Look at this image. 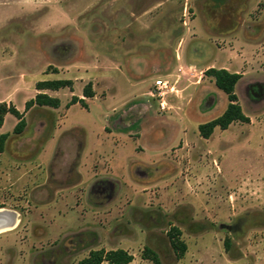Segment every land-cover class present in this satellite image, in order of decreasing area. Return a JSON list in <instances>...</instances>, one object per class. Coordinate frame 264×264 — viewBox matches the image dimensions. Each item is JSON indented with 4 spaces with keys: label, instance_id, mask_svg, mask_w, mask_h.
<instances>
[{
    "label": "rangeland",
    "instance_id": "374dc122",
    "mask_svg": "<svg viewBox=\"0 0 264 264\" xmlns=\"http://www.w3.org/2000/svg\"><path fill=\"white\" fill-rule=\"evenodd\" d=\"M209 67L242 75L249 122L203 138L228 102ZM158 77L178 89L165 112L147 97ZM60 78L72 90H44L59 107L25 110L37 81ZM72 95L86 106L68 108ZM0 100L26 122L0 127V208L19 219L0 264H76L99 248L152 264L145 246L161 264H264V0H0Z\"/></svg>",
    "mask_w": 264,
    "mask_h": 264
},
{
    "label": "trees",
    "instance_id": "16d2710c",
    "mask_svg": "<svg viewBox=\"0 0 264 264\" xmlns=\"http://www.w3.org/2000/svg\"><path fill=\"white\" fill-rule=\"evenodd\" d=\"M203 73L204 75L212 78L215 86L226 94L228 102L225 106V109L219 116L198 124L197 129L200 136L203 138H208L216 126H218L220 129H226L229 124L234 121L249 122V117L243 112L240 104L237 103V96L235 93V86L242 75L237 72H231L226 68L215 67H209L204 70ZM64 87L72 90V80L69 78H60L37 81L35 83V88L38 92L35 93L32 98L25 101V110L31 108L32 106H49L57 108L60 105L59 98L49 95L48 93L44 92V90H58ZM82 95L85 98H90L94 95L90 81L84 85L82 89ZM74 103H79L81 106H86L85 99L77 95L71 96L67 106ZM7 114H12L17 119L12 132L21 133L26 124L23 112H21L12 102L0 100V127L2 126ZM7 136V132L0 134V152L3 150V144ZM166 235L176 257L178 259L182 258L186 252L187 245L181 238L180 228L176 225H170ZM225 248L227 249V243L225 244ZM142 258L150 260L152 264H161L157 253L148 246L143 248ZM132 260L133 255L123 248H114L108 250L99 248L91 249L88 254L81 258L76 264H128Z\"/></svg>",
    "mask_w": 264,
    "mask_h": 264
},
{
    "label": "built area",
    "instance_id": "2783aa9c",
    "mask_svg": "<svg viewBox=\"0 0 264 264\" xmlns=\"http://www.w3.org/2000/svg\"><path fill=\"white\" fill-rule=\"evenodd\" d=\"M175 83L176 80L172 81L170 78L158 77L154 79L147 91V97L155 102L159 111L165 112L171 109L170 97L172 94L177 95L178 91Z\"/></svg>",
    "mask_w": 264,
    "mask_h": 264
},
{
    "label": "bare ground",
    "instance_id": "6f19581e",
    "mask_svg": "<svg viewBox=\"0 0 264 264\" xmlns=\"http://www.w3.org/2000/svg\"><path fill=\"white\" fill-rule=\"evenodd\" d=\"M18 222L19 219L16 212L0 208V231L11 229L15 227Z\"/></svg>",
    "mask_w": 264,
    "mask_h": 264
},
{
    "label": "flooded vegetation",
    "instance_id": "af4514ba",
    "mask_svg": "<svg viewBox=\"0 0 264 264\" xmlns=\"http://www.w3.org/2000/svg\"><path fill=\"white\" fill-rule=\"evenodd\" d=\"M11 229H13V228H11ZM11 229H8V230H11ZM8 230H3V231H0V233H1V232H4V231H8Z\"/></svg>",
    "mask_w": 264,
    "mask_h": 264
},
{
    "label": "crops",
    "instance_id": "0c3cea01",
    "mask_svg": "<svg viewBox=\"0 0 264 264\" xmlns=\"http://www.w3.org/2000/svg\"><path fill=\"white\" fill-rule=\"evenodd\" d=\"M74 104H75V103H74ZM78 104H79V103H78ZM71 105H72V104H71ZM71 105H69L68 108H69ZM58 107H59V106H58ZM128 264H129V263H128Z\"/></svg>",
    "mask_w": 264,
    "mask_h": 264
}]
</instances>
